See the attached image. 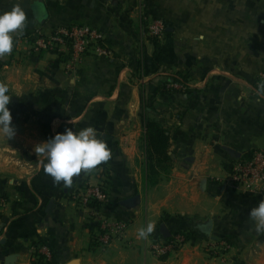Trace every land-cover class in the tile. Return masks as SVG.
Segmentation results:
<instances>
[{"label":"crops","instance_id":"1","mask_svg":"<svg viewBox=\"0 0 264 264\" xmlns=\"http://www.w3.org/2000/svg\"><path fill=\"white\" fill-rule=\"evenodd\" d=\"M16 4L27 17L22 34L89 25L112 56L87 54L67 69L52 52L20 50L15 35L12 55L0 58L15 128L0 135V264H31L39 244L50 248V264H264V233L249 217L264 188L252 194L225 182L233 160L264 146V97L254 91L264 83V0H0V12ZM152 20L164 26L161 39L146 32ZM149 95L171 158L153 186L140 149ZM88 126L111 151L104 211L129 221L124 240L106 248L92 244L87 212L70 194L80 177L71 187L54 183L35 151L65 128ZM147 223L155 230L139 239ZM196 223L215 239L194 232ZM183 233L192 237L174 251L149 250L152 237ZM216 236L229 241L218 256L207 244Z\"/></svg>","mask_w":264,"mask_h":264},{"label":"built area","instance_id":"2","mask_svg":"<svg viewBox=\"0 0 264 264\" xmlns=\"http://www.w3.org/2000/svg\"><path fill=\"white\" fill-rule=\"evenodd\" d=\"M146 32L151 37L161 39L164 35V26L160 20H152L147 24ZM16 38L15 44L17 41L23 42L35 52L43 50L60 56L64 59V66L67 69L76 67L87 54L95 57L112 56V51L106 45L104 33L89 25L61 26L50 33L31 32L18 35ZM12 52L8 57L12 55ZM124 141L127 139L125 138ZM227 173L225 182L230 187L243 189L252 194L260 192L264 188V146L252 150L247 157L233 160L228 165ZM86 176L88 180L81 191L78 193L72 189L70 194L76 204L87 212L88 222L95 224L94 231L91 233L92 244L99 248H106L114 240L123 241L129 221L112 218L104 211L105 206L110 202V190L102 184L101 180L105 177L102 166H97ZM91 200L95 201L97 206H89L88 202ZM182 242L183 238L177 234L170 239L152 237L149 249L155 255L164 256L177 249ZM228 247L224 240H211L208 245L209 252L217 256ZM35 254L42 256L44 264L51 263L52 252L46 244L35 247L32 258Z\"/></svg>","mask_w":264,"mask_h":264},{"label":"clouds","instance_id":"3","mask_svg":"<svg viewBox=\"0 0 264 264\" xmlns=\"http://www.w3.org/2000/svg\"><path fill=\"white\" fill-rule=\"evenodd\" d=\"M26 14L19 5L7 11L0 12V58L11 54L14 46V36L23 33L26 26ZM258 97H264V83L254 90ZM7 83L0 82V135L7 139L15 134L12 116L8 105L11 96ZM44 160L41 161L44 172L56 184L63 183L64 187H71L73 177L82 172H89L111 158V151L107 144L99 138L97 131L85 127L79 131L65 128L54 136L35 146ZM249 217L253 221L255 231L264 233V199L251 207ZM155 230L154 223H147L137 231L139 239L146 240Z\"/></svg>","mask_w":264,"mask_h":264},{"label":"trees","instance_id":"4","mask_svg":"<svg viewBox=\"0 0 264 264\" xmlns=\"http://www.w3.org/2000/svg\"><path fill=\"white\" fill-rule=\"evenodd\" d=\"M27 34V33H25ZM152 43L156 46L160 44V41L157 38H152ZM59 58V62H61ZM160 89L163 91H167L164 86H160ZM148 100V101H146ZM153 96L143 97V105H142V117L144 120V133L140 142V149L143 151L144 160H143V173H144V181L147 185L153 186L155 185L162 174H166L171 167V158L168 154L169 148V133L163 126L161 125L159 120L155 118H150L149 115L155 113V109L153 108ZM103 172L105 177L102 178L103 186H106L107 190H110V183L107 180V165L102 163ZM91 172V171H90ZM88 172H82L79 175V182L77 186L71 188L75 190V192H80L84 185L87 183V176L84 177V174ZM89 206H97V203L93 200L88 202ZM87 227L89 228L90 233H93L95 224L88 222ZM191 229L194 232H198L205 236L213 235V231L211 230V226L206 223H196L191 225ZM184 240L190 239L192 236L188 233H183ZM215 236V235H213ZM217 240H220L218 236H216ZM31 264H44L42 260V256L39 254H35L34 258H32Z\"/></svg>","mask_w":264,"mask_h":264},{"label":"rangeland","instance_id":"5","mask_svg":"<svg viewBox=\"0 0 264 264\" xmlns=\"http://www.w3.org/2000/svg\"><path fill=\"white\" fill-rule=\"evenodd\" d=\"M21 43V45H20V50H28V51H30V52H32L33 50L32 49H30V47H28V45L27 44H25V43H23V42H19V41H17V43H16V46L18 45L19 46V44ZM41 51H43V50H41ZM35 52V51H34ZM40 52V51H39ZM38 51H36L35 53H39ZM10 57V56H9ZM173 80H177V79H175V78H172ZM171 83H173V82H171ZM169 84L170 83H166V82H163L162 81V83L160 84L161 86H164V88H166L167 86H169ZM146 101H148V100H146ZM141 115H143V113L141 112ZM151 115L152 114H150L149 115V117H151ZM123 136H125V134L123 135ZM143 136V135H142ZM181 237L183 238V241H184V235H181ZM215 237V236H214ZM158 238H160V237H158ZM226 242V241H225ZM229 241H227L226 243L227 244H229L228 243ZM150 244V243H149ZM149 244H148V247H149ZM208 245L210 244V239H209V242L207 243ZM150 250V249H149Z\"/></svg>","mask_w":264,"mask_h":264},{"label":"water","instance_id":"6","mask_svg":"<svg viewBox=\"0 0 264 264\" xmlns=\"http://www.w3.org/2000/svg\"><path fill=\"white\" fill-rule=\"evenodd\" d=\"M212 239H215V237H212ZM12 256L9 257V260H12ZM70 264H76V260L72 261Z\"/></svg>","mask_w":264,"mask_h":264}]
</instances>
